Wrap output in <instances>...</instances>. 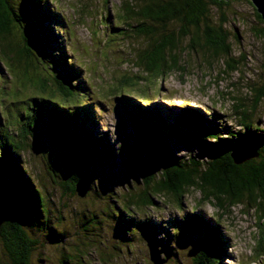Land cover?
<instances>
[{
  "label": "trees",
  "instance_id": "1",
  "mask_svg": "<svg viewBox=\"0 0 264 264\" xmlns=\"http://www.w3.org/2000/svg\"><path fill=\"white\" fill-rule=\"evenodd\" d=\"M233 1L235 0H142L141 4L135 5L133 0H126L122 9L124 21L131 27L129 29L148 39L147 47L139 51L135 62L137 66L142 67V74L146 72L147 76L152 70H160L169 75L175 71L179 72L180 65L177 62L181 60L182 52L185 51L186 55L189 50L198 53L197 46L210 52L213 57L226 58L227 70L237 69L238 60L231 57L233 44L230 41L232 35L237 37V33H231L226 27L230 15L226 6ZM31 2L32 0H0V37L5 43L4 46H0L1 51L5 53L7 50L8 54H10L9 50L13 51L14 57L20 64L23 63L22 66L27 72H37L34 63L41 64L38 77L41 87L45 90L51 89L65 98L61 100L33 98L36 100V106L29 111L33 116L22 115L26 117L24 121L26 129L23 132L31 140L30 146L35 150V157L40 158L34 157V159L42 160L43 164L47 165L48 176L37 175L33 168L30 169L26 164L23 158L24 143L13 136L18 134L23 137V134L18 131H16L18 133L10 132L8 130L10 127L5 126L9 119L13 121L11 118H14V113L3 115L4 112L0 110V201L5 207L14 211L13 214L5 211L7 215L0 217V221L4 220L0 222V239L6 250L5 254L11 259V264H58L57 256L49 251L47 254H42L43 258L40 256V262L35 263L32 255L37 248H40L36 244L44 248L51 247V250L56 246L61 248L63 245V251L61 249L60 253L62 264L73 262L69 260V251L64 249L65 244H63L64 237H68L70 231L58 227L53 228L51 233L44 234L42 238L37 236L40 234L37 228H41L42 222L45 221L44 214L49 208L47 191L44 190L45 194L42 191L43 182L54 188L63 186L70 193L76 192L79 182L90 183L91 191L96 193L102 187L104 196L109 197L102 212L109 220L111 219L113 225L115 224L113 231L120 230L127 235L126 222L133 221L137 224L136 226L133 222L130 224L132 238L126 236L124 238L126 240H133L136 231L140 233L139 229L146 231L145 227L142 229L140 225L143 221L131 218L132 212L138 213L135 211L138 207L148 209L149 201L160 200L163 198L160 195L176 198L181 204L185 194L199 190L203 193L199 201L212 199L218 209L224 210L240 204L247 208L248 213L251 209L257 213L259 230L252 245L251 259L262 260L264 258V126L255 123L253 117L264 97V87L254 88L257 95L253 108L242 102L236 105V115L239 117L241 128L236 130L225 125L227 131H224V134L215 125L207 122L199 109L191 106L183 108V113L193 114L190 116L191 121L206 124L212 131L216 130L218 133L216 137H204L201 133L195 132L188 127L182 114L177 112L172 114L161 107V102H158L157 107L152 104L154 100H143L148 103L146 106L152 105L141 111L136 109L140 106L129 102L125 118L128 117L131 123L135 121L140 124L137 128V138L140 142L137 144L138 148L144 150L136 151L139 159L136 165L132 164L137 160L133 155L125 163L128 167V178L125 180L129 183V192H131L125 201V193L115 192L114 179L119 178L122 165L119 162L115 164L114 159L121 153L126 154L133 146L127 144L125 132L122 142L116 145L104 131H96L93 128L96 125L94 109L91 107L88 106L81 111L84 105L81 108L80 105L83 103L72 104L62 101L75 99L72 95L78 97L85 87H81L83 85L81 75L75 70L74 64L70 63L67 52L65 54L64 48L61 50L57 48L59 38L62 37L55 32L52 23L58 26L61 23L49 6V0L44 2L36 0L35 8L30 6ZM255 13L263 23L255 30L264 41V20L257 10ZM83 16L85 17L86 14ZM130 19L137 20L130 23L128 21ZM171 23H175L176 27ZM60 30L63 28L61 27ZM186 37L189 38L188 44L181 47V40ZM46 69L48 72L45 71ZM146 76L125 75L121 83L126 84L131 79L139 80ZM10 93L12 95L13 90ZM4 101L5 91L0 89V105H3ZM69 108L76 110L71 112ZM213 116L218 115L213 114ZM20 121L18 117V123ZM74 123L82 125H79V132ZM126 123L122 120L120 128ZM169 136L174 137L182 146L177 143L176 150V145H172L167 139ZM237 149L240 157L236 154ZM245 149H250L253 155L241 157ZM109 156L111 161L107 166ZM101 175L103 177H100ZM95 180L97 186H93ZM140 181L144 187L142 190L138 187ZM133 182L135 187L132 185ZM43 198L45 199L42 205ZM121 202L127 203L123 205L124 203ZM196 209L197 206L192 211ZM220 214L222 215V212ZM203 218L201 214H194L186 220L187 229L189 227L199 239L194 240L193 243H199L201 248L193 256L195 264H221V260L228 253V241L218 227L219 219L209 223ZM50 220L49 217L46 219L48 222ZM204 226H211L207 234L202 231ZM149 239L157 240L159 245L168 250L167 258L171 257L173 252L166 246L168 242L163 243L162 240L155 238V235H149ZM167 239L170 242L173 240ZM88 248L94 246L86 243L83 248L87 249L84 251L85 254L92 253ZM78 258V263L84 264L81 258Z\"/></svg>",
  "mask_w": 264,
  "mask_h": 264
},
{
  "label": "rangeland",
  "instance_id": "2",
  "mask_svg": "<svg viewBox=\"0 0 264 264\" xmlns=\"http://www.w3.org/2000/svg\"><path fill=\"white\" fill-rule=\"evenodd\" d=\"M125 1L49 0V6L52 7L61 23L59 26L52 23L55 32L58 35L61 34L62 37L59 38L57 48L59 50L64 48L67 58L70 62H75L74 66L77 72L79 69L82 70L81 79H86L92 90H85L78 97L72 95L75 99L64 101L89 103V107H96L94 113L98 119L97 123H100L101 127L104 126L107 135L115 141V144L119 145L122 142L125 132L127 144L133 146L126 154L121 153L114 159L115 164L119 162L122 165L121 171L119 170V178L114 179L115 192L116 194L125 193L124 200L126 201V197L131 192H129L130 185L125 180L128 178V167L125 166V163L133 155L137 160L132 164L136 165L139 162L136 151L144 150V148H138L137 144L140 142V139L137 138V128L140 124L133 121L134 125L128 117L125 118L128 103L140 106L136 109L141 111L146 107H151L152 104L158 107V102H161V107L166 108L172 114L180 112L188 127L201 133L204 137H216L218 133L216 130H210L206 124L191 121L190 116L193 114L183 113L181 112L183 109L179 107L193 106L199 109L204 114L205 120L215 125L223 134L224 131H227L224 128L225 125L238 130L241 126L239 117L236 115V105L242 102L253 108L255 95H257L254 88L264 87V41L255 30L263 23L256 16V8L253 3L250 0H235L226 6V9L230 11L229 23L226 27L231 33H237V37L232 35L230 38L233 44L231 57L238 60L237 69L227 70L226 58L213 57L210 52L197 46L198 53L189 50L186 55L185 51L182 52L181 60L177 62L180 65L179 72L175 71L169 75L160 70H152L146 76V72L142 74V67L137 66L135 62L139 51L147 47L148 39L129 29L131 27L124 21L122 9L125 6ZM133 2L135 5H139L142 0H133ZM36 3V0H32L30 6L35 8ZM83 14L86 16L84 17ZM136 20L128 21L131 23ZM171 25L176 27L175 23H171ZM61 27L63 30H60ZM188 41V37L184 38L181 40L180 46L185 47ZM4 44V40L0 37V46H4ZM1 48L0 89L5 91V101L3 105H0V110L4 112L3 115L14 113V118H11L13 121L9 119L5 126L10 127L8 129L10 132L23 134V137L18 134H13V136L23 141V158L29 168H33L32 170L39 176H42L41 174L48 176L47 165L43 164L42 160L34 159L35 150L31 149V140L23 132L26 129L24 123L26 117L22 115L33 116V113H29L30 104L32 103L31 111L36 106L32 102L33 98L61 100L65 97L54 93L51 89L45 90L41 87V81L38 79L41 64L34 63L37 72H27L22 66L23 63L20 64L16 60L13 51L9 50L10 54L7 50L3 53ZM45 71L48 72L47 69ZM138 74L146 77L139 80L131 79L126 84L121 83L125 75L136 77ZM81 87H84V84ZM11 90L14 92L12 95ZM143 100L154 101L149 104L150 106H146L148 103ZM86 108H88L87 104L80 110ZM69 110L75 112L76 109L69 108ZM138 112L136 111V113ZM213 114L218 116H213ZM18 117L22 122L20 125H18ZM253 118L255 123L264 126V97L258 104ZM122 120L127 122L123 129L119 124ZM75 125L79 128L80 124ZM82 131L84 130L82 129ZM167 139L172 145H176L177 150V140L172 136ZM180 145L182 146V144ZM237 151L238 149L236 154ZM141 154L143 155V152ZM251 155L253 152L247 149L241 157ZM237 156L240 157L238 154ZM110 161L111 156L108 157L107 166ZM136 178L139 181V178ZM98 182L100 183L99 179ZM41 185L42 191H47L49 211L46 210L44 214L45 221L42 222L41 228H37L40 233L37 236L42 238L44 234L51 233L53 228L57 229L58 227L70 231L71 234L64 237L63 244H65L64 249L69 251V255H67L69 260L73 261L72 264H81L77 261L78 257L84 264L87 262L90 264H156L152 260L153 247L156 250L159 248L161 251L162 264H195V258L189 253L192 249L199 248L197 243L192 245L194 240L198 241L199 239L195 237L189 227L188 229L186 227L187 218L194 214L203 215V219L208 222H215L216 219L217 221L219 219L218 227L229 244L227 256L221 260V264H264V258L262 260L251 259L252 245L259 230L257 213L253 209L248 213L247 208L240 204L227 207L224 210L218 209L212 199L200 202L199 198L203 196V193L199 190L185 194L181 204L176 198L160 195L163 197L160 200L149 201L148 209L138 207L135 210L138 213L132 212L131 218L143 221L140 225H142V229L145 227L146 231L139 229L140 233L137 230L133 240H126L124 239L126 236L132 238V228H130L132 225L130 226V224L133 221L126 222L128 224L127 235L119 229V231H113L115 224L113 225L111 219L109 220L102 212V208L109 201V197L104 196L102 187L97 190V194L91 191V185L88 182L77 183V190L73 193L63 186L54 188L49 184L45 185L44 182ZM132 185L135 187L134 182ZM93 186H97L96 180ZM138 187L141 190L144 188L141 181ZM103 197L105 198L103 199ZM100 199L103 200L100 202ZM121 203L126 205L127 202ZM0 205H3L1 201ZM196 206L197 209L192 211ZM5 211L13 214L11 209ZM93 214L98 216L95 217ZM48 217L51 219L49 222L46 221ZM111 217L113 216L111 215ZM210 228L211 226H204L202 231L207 234ZM148 234L155 235V238L162 240L163 243H169L166 246L173 252L170 258H167L165 253L168 250L159 245L157 240H148ZM85 235L87 236L85 237ZM167 238L173 240L170 242ZM86 243L94 246V248H88L92 251L91 254L84 253L87 250L83 249ZM36 246L40 248H37V251L32 255L35 263L40 262V256L43 258V255L49 251L52 255L57 256L58 264H62L60 253L61 249L63 251V245L61 248L56 246L53 250L51 247L44 248L37 244ZM5 252L0 239V264H11V259ZM73 256L77 258H72Z\"/></svg>",
  "mask_w": 264,
  "mask_h": 264
},
{
  "label": "water",
  "instance_id": "3",
  "mask_svg": "<svg viewBox=\"0 0 264 264\" xmlns=\"http://www.w3.org/2000/svg\"><path fill=\"white\" fill-rule=\"evenodd\" d=\"M250 1L253 3V5L255 6V8L257 10V12L261 15L262 19L264 20V0H250ZM245 150H247V149H245ZM78 184H84V183L83 182H79ZM195 244L196 243H193L192 245L194 246ZM197 244L199 245V243H197ZM200 249H201L200 246H199V248L197 250L196 249H194V250L192 249L189 254L194 256V255H196V253L198 251H200ZM152 250L154 251V252L152 251V254L154 253L153 256H152L153 257L152 260L156 264H162V261L160 259L161 251L159 250V248H157V250H156V248L153 247ZM165 253L167 254V257H168L169 256V254H168L169 252L166 251Z\"/></svg>",
  "mask_w": 264,
  "mask_h": 264
},
{
  "label": "clouds",
  "instance_id": "4",
  "mask_svg": "<svg viewBox=\"0 0 264 264\" xmlns=\"http://www.w3.org/2000/svg\"><path fill=\"white\" fill-rule=\"evenodd\" d=\"M72 54V53H71ZM70 63H73V64H75V62H70ZM2 66H0V68H1ZM78 67H80V66H78ZM82 68V67H81ZM1 70H2V68H1ZM80 70L81 69H79V73H80V75H82V70H81V72H80ZM74 71V70H73ZM81 81H82V83L84 84V89L82 90V91H80V93L79 94H81V92H84L85 90H91V87L89 86V84H88V81L86 80V79H81ZM92 91V90H91ZM64 101V100H63ZM32 102L35 104L36 103V100H33L32 99ZM65 102V101H64ZM66 103V102H65ZM32 104V103H31ZM31 104H30V107L29 108H31ZM73 104V103H72ZM87 104V106H89V103H83V104H81L80 105V108L82 107V105H86ZM91 109H94V112H96V107H92ZM183 112V111H182ZM94 116H95V119H96V113H94ZM25 121V120H24ZM97 121H98V119H96L95 120V122H96V125L93 127L96 131H98V132H102V131H104V133L106 134L107 133V130H105L103 127H101V125H100V123L98 124L97 123ZM22 122L20 121L19 123H18V125H20ZM87 124H86V129H87ZM121 129H123V128H121ZM77 130H78V132H79V128L77 127Z\"/></svg>",
  "mask_w": 264,
  "mask_h": 264
},
{
  "label": "bare ground",
  "instance_id": "5",
  "mask_svg": "<svg viewBox=\"0 0 264 264\" xmlns=\"http://www.w3.org/2000/svg\"><path fill=\"white\" fill-rule=\"evenodd\" d=\"M3 205H0V207ZM8 209L7 207L3 206L0 208V217L3 215H7V213L5 212V210Z\"/></svg>",
  "mask_w": 264,
  "mask_h": 264
}]
</instances>
